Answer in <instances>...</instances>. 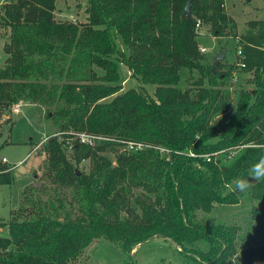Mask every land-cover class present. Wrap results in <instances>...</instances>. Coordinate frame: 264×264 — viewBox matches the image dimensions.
<instances>
[{
	"label": "trees",
	"instance_id": "obj_1",
	"mask_svg": "<svg viewBox=\"0 0 264 264\" xmlns=\"http://www.w3.org/2000/svg\"><path fill=\"white\" fill-rule=\"evenodd\" d=\"M55 2L8 0L0 14L8 28L0 116L20 100L37 104L59 132L42 144L44 180L25 186L20 204L0 219L7 228L0 264H88L82 252L96 238L120 245V264H138L131 251L155 236L171 240L183 264H233L238 226L208 223L197 212L237 204L244 193L264 207V181L249 178L264 155V19L247 20L238 35L251 86L219 122L232 104L223 90L230 68L203 64L195 25L236 36L223 0H193L189 17L182 15L188 0H84L83 22L57 20ZM114 56L156 85L154 98L132 88L116 94ZM182 68L208 85L178 88ZM81 132L103 138L81 143ZM240 145L229 164L214 156ZM84 160L87 168H76ZM3 170L0 184L11 183ZM240 178L249 180L247 191L227 190ZM250 256L264 264V245Z\"/></svg>",
	"mask_w": 264,
	"mask_h": 264
},
{
	"label": "rangeland",
	"instance_id": "obj_2",
	"mask_svg": "<svg viewBox=\"0 0 264 264\" xmlns=\"http://www.w3.org/2000/svg\"><path fill=\"white\" fill-rule=\"evenodd\" d=\"M7 1L0 0V14L3 4ZM223 5L226 13L233 18L236 24V36L214 37L209 32L207 23L198 20L195 25L199 48L201 47L200 51L205 56L203 64L205 66L214 65V55L221 49H225L221 60L222 69L230 68V77L227 76V83L223 86V90L230 95L232 104L227 112L217 118L219 122L234 110L240 90L251 86L250 73L243 62V54L239 53L238 35L244 33L247 20L264 19V0H223ZM54 15L57 20L61 21L83 22L87 17L85 2L84 0H56ZM7 32L8 28L0 25V67L5 63L6 54L3 45L7 40ZM115 42L120 53H127L120 36H116ZM114 58L119 60L118 56ZM118 72L120 89L116 94L132 88L154 98L156 85L141 81L139 76L133 75L120 60L118 61ZM98 73L101 74V71L98 70ZM190 85L207 86L208 81L197 70L180 69L177 87L185 90ZM17 104L20 105L19 112L13 111V104L0 116V164L4 165L2 173H10L13 177L11 183L0 184V219L4 220L10 217V210L20 204L24 187L37 185L44 180L45 154L42 144L47 136L59 133L57 126L45 116L43 107L21 100ZM76 135L77 133L75 137ZM71 146L68 140L62 145L67 156L71 153ZM243 146L229 148L225 150L226 153L221 150L214 156L220 158V163L229 164L239 155ZM2 157H5L7 161L3 162ZM88 163L84 160L75 166L85 170ZM45 182L48 183V180ZM232 188V184L227 186V190H232ZM197 214L199 218L208 223H228L238 226L239 237L231 261L233 264H257L256 258L250 256L252 251L264 245V207L257 200L249 199L244 193L237 204H215L210 211H198ZM0 234L6 235L7 228L0 227ZM138 246L135 254L134 250L131 251L138 264H183L177 251L178 248L169 239L155 236L136 247ZM125 258L126 254L123 253L118 243L104 238L93 239L82 252V260L88 264H120Z\"/></svg>",
	"mask_w": 264,
	"mask_h": 264
},
{
	"label": "clouds",
	"instance_id": "obj_3",
	"mask_svg": "<svg viewBox=\"0 0 264 264\" xmlns=\"http://www.w3.org/2000/svg\"><path fill=\"white\" fill-rule=\"evenodd\" d=\"M249 178L254 181H264V155L249 169ZM249 187V180L240 178L234 182L233 190L243 192L247 191Z\"/></svg>",
	"mask_w": 264,
	"mask_h": 264
},
{
	"label": "built area",
	"instance_id": "obj_4",
	"mask_svg": "<svg viewBox=\"0 0 264 264\" xmlns=\"http://www.w3.org/2000/svg\"><path fill=\"white\" fill-rule=\"evenodd\" d=\"M201 50H203V49H201ZM239 53H240V50H239ZM12 109L14 112H19L20 111V105L16 103V104H14ZM76 137L78 138V140L81 143H85V144H89V145H93L95 139L100 138L99 136H95V135H91V134L83 133V132L77 133ZM207 159H209V158L207 157ZM1 160L3 162L7 161V159L5 157H2Z\"/></svg>",
	"mask_w": 264,
	"mask_h": 264
},
{
	"label": "water",
	"instance_id": "obj_5",
	"mask_svg": "<svg viewBox=\"0 0 264 264\" xmlns=\"http://www.w3.org/2000/svg\"><path fill=\"white\" fill-rule=\"evenodd\" d=\"M192 1L193 0H188L186 5L183 8L182 15L184 17H189L191 15V6H192ZM225 54V49H221L217 54L214 55L215 62L221 61L222 58L224 57Z\"/></svg>",
	"mask_w": 264,
	"mask_h": 264
},
{
	"label": "crops",
	"instance_id": "obj_6",
	"mask_svg": "<svg viewBox=\"0 0 264 264\" xmlns=\"http://www.w3.org/2000/svg\"><path fill=\"white\" fill-rule=\"evenodd\" d=\"M198 44H199V43H198ZM200 48H201V47H200ZM138 248H139V246L133 249V250H134V251H133L134 254L137 252Z\"/></svg>",
	"mask_w": 264,
	"mask_h": 264
}]
</instances>
